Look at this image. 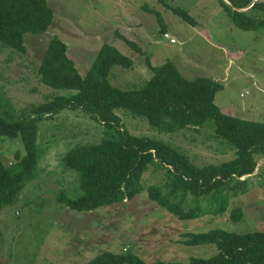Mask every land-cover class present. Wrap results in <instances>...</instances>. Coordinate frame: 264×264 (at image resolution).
<instances>
[{"label":"rangeland","instance_id":"obj_1","mask_svg":"<svg viewBox=\"0 0 264 264\" xmlns=\"http://www.w3.org/2000/svg\"><path fill=\"white\" fill-rule=\"evenodd\" d=\"M47 2L54 11L53 22L42 35L25 34V52L0 42V106L4 103L20 111L54 95L71 93L39 81L37 67L47 38L56 35L67 44V53L81 75L89 69L100 45L108 42L133 59L132 68L111 67L109 81L113 86L127 89L144 83L151 75L146 56L153 65L171 61L188 79L207 76L222 83L214 96V105L222 112L264 122V26L250 31L235 26L217 0H165L184 9L188 20L160 0ZM143 4L158 12L161 20ZM161 25L176 42L163 37ZM114 30L134 40L144 53L131 49ZM114 111L131 133L170 142L196 164L234 157V151L205 125L197 130L189 127L163 132L140 116L118 108ZM101 126L81 109H62L37 121L40 157L36 175L14 202L0 210V264H83L102 250L131 251L147 262L186 261L189 256L212 255L217 248L214 244H184L185 232L221 228L242 233L264 228V156L256 157L249 189L231 197L222 215L179 219L151 200L145 189L132 199L95 210L69 209L56 200L58 191L64 189L75 197L81 189L76 171H61L62 157L75 144L99 140ZM18 151L24 152L19 137L0 136V158L6 165L14 162ZM161 172L150 166L142 183L157 182ZM235 206L241 207L243 215L231 221L229 212Z\"/></svg>","mask_w":264,"mask_h":264},{"label":"trees","instance_id":"obj_2","mask_svg":"<svg viewBox=\"0 0 264 264\" xmlns=\"http://www.w3.org/2000/svg\"><path fill=\"white\" fill-rule=\"evenodd\" d=\"M160 1L183 19H190L184 9ZM217 1L235 26L249 31L263 28L264 2ZM142 7L155 12L161 20L158 12L146 4ZM53 19L54 11L47 0H0V42L25 52V34H44ZM164 30L161 25L160 31ZM114 32L131 49L144 53L134 40ZM67 50V44L58 36L47 38L37 73L46 86L71 93L54 95L20 111L4 103L0 106V136L19 137L24 149L22 154L16 152L10 165L0 158V210L14 202L26 182L36 175L40 157L36 148L37 121L62 109H81L102 124L103 133L95 142L75 144L62 157L61 171L73 170L79 175L78 196L71 197L64 189L56 196L71 210H95L132 199L145 189L151 200L177 218L194 219L222 215L228 210L231 197L249 189L248 178L256 168V157L264 156V122L230 115L216 107L214 96L222 83L207 76L188 79L171 61L153 65L146 56L150 77L144 83L120 89L110 83L109 72L115 64L132 68L130 56L103 42L89 69L81 75ZM117 108L146 119L151 127L163 132L189 127L197 130L205 125L219 142L234 151V157L196 164L170 142L131 133L115 113ZM153 165L162 169V174L157 182L145 186L143 174ZM242 215L241 207L230 209L231 221L240 220ZM181 242L214 244L217 251L207 257L189 256L186 261L147 262L131 251L102 250L83 264H264V228L242 233L221 228L185 232Z\"/></svg>","mask_w":264,"mask_h":264},{"label":"built area","instance_id":"obj_3","mask_svg":"<svg viewBox=\"0 0 264 264\" xmlns=\"http://www.w3.org/2000/svg\"><path fill=\"white\" fill-rule=\"evenodd\" d=\"M163 37L166 38V39H169V41L171 43H174V41L176 42V39L175 37H172L168 32H164L163 33ZM244 93H241L240 95L242 96Z\"/></svg>","mask_w":264,"mask_h":264},{"label":"water","instance_id":"obj_4","mask_svg":"<svg viewBox=\"0 0 264 264\" xmlns=\"http://www.w3.org/2000/svg\"><path fill=\"white\" fill-rule=\"evenodd\" d=\"M253 3L255 2H264V0H252ZM245 10V9H244Z\"/></svg>","mask_w":264,"mask_h":264},{"label":"clouds","instance_id":"obj_5","mask_svg":"<svg viewBox=\"0 0 264 264\" xmlns=\"http://www.w3.org/2000/svg\"><path fill=\"white\" fill-rule=\"evenodd\" d=\"M164 32H166V31H164ZM164 32H163V33H164ZM163 33H162V34H163Z\"/></svg>","mask_w":264,"mask_h":264}]
</instances>
